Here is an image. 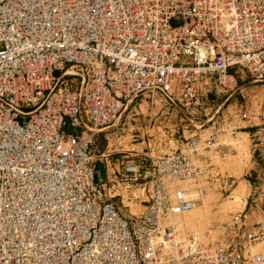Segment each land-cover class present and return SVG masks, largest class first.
Masks as SVG:
<instances>
[{"label":"built area","instance_id":"1","mask_svg":"<svg viewBox=\"0 0 264 264\" xmlns=\"http://www.w3.org/2000/svg\"><path fill=\"white\" fill-rule=\"evenodd\" d=\"M146 98L207 148L238 120L264 132V0H0V264H264V199L202 240L162 225L199 203L179 183L202 135L122 162L139 215L97 183L121 153L99 136Z\"/></svg>","mask_w":264,"mask_h":264},{"label":"rangeland","instance_id":"2","mask_svg":"<svg viewBox=\"0 0 264 264\" xmlns=\"http://www.w3.org/2000/svg\"><path fill=\"white\" fill-rule=\"evenodd\" d=\"M244 92L247 93L249 90L245 88ZM115 129L117 131L111 132L106 137L99 136L97 148L100 150L109 148L111 151L121 152L118 156L119 163H115L114 169L110 172L105 171L102 164H98L97 183L106 180L110 196H115V201L126 216L139 215L144 211V205L141 203L144 195L137 186L124 190L121 195L117 186L113 188L114 183L118 181L116 175L122 162L132 161L137 156L170 154L182 149L186 141L196 134L202 135L201 146L203 145L206 149L202 152L204 156L196 158L200 175L197 179L192 180L198 186H203V190L209 188L216 194L215 208L216 205L227 201L237 186L242 185L245 191L243 193L244 203L236 211H231L223 220L213 217L211 226L214 223L229 220L233 214L243 211L246 207L249 209L253 201L259 202L264 199V132L260 131L261 127L252 129L248 122L238 120L230 126L228 131L221 134L216 140V144H229L230 142V145L215 147L216 152L222 155L221 164L216 163L215 158L209 156L212 147L207 148L208 142H205L211 133L208 127L196 132L191 127L181 124L176 116L168 115L165 108L152 104L147 98L138 100L135 105L130 107L123 114ZM235 140H241L242 144L247 146L241 172L235 171L230 162L227 164L228 159L238 157L234 150L236 148L233 144ZM199 159L204 160L203 165L198 163ZM188 181L190 180L184 182ZM137 197L139 200H136Z\"/></svg>","mask_w":264,"mask_h":264},{"label":"bare ground","instance_id":"3","mask_svg":"<svg viewBox=\"0 0 264 264\" xmlns=\"http://www.w3.org/2000/svg\"><path fill=\"white\" fill-rule=\"evenodd\" d=\"M227 144L228 143H223L212 146V150L209 152V156L215 158L216 163H222V155L216 152L215 147L217 148L219 145L227 146ZM233 144L236 146L234 150H236L238 157L228 159L227 164L230 162L235 171L241 172L243 169L245 156L244 154H246L247 146L242 144L241 140H235ZM228 145H230V142ZM205 149L206 147H204L203 145L200 146L198 157L204 156V153L202 152H204ZM198 163H200V165H203L204 160L199 159ZM193 180H190L188 182H181L179 183V186L186 191L188 198L197 200L199 202L196 208L184 213L183 215L168 214V216H166L162 221V225H174L178 229V231H180L181 235H185L187 232H193L196 236H198L199 239L202 240L205 238L206 231L211 228L213 217H216L217 219L219 218V220H223L228 214H230L231 211H236V209H238V207L241 206L242 203H244L243 193L245 191L242 185L237 186L232 193V196L230 198H227V201H225L224 203L216 205L217 207L215 208L214 202L217 199L216 194L209 188L203 190V186H198Z\"/></svg>","mask_w":264,"mask_h":264}]
</instances>
